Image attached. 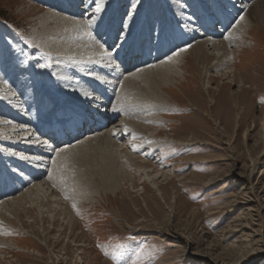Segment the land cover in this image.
I'll return each instance as SVG.
<instances>
[{"label": "rangeland", "instance_id": "374dc122", "mask_svg": "<svg viewBox=\"0 0 264 264\" xmlns=\"http://www.w3.org/2000/svg\"><path fill=\"white\" fill-rule=\"evenodd\" d=\"M89 1H78L80 8H84L81 15L83 21L88 20L87 25L106 14L104 21L107 26L104 27L109 28L118 11L123 12L118 15L123 18L124 26L118 31L113 47H110L115 52L121 43L124 45V35L127 34L130 39L123 59L131 55L128 51L134 46L133 32L126 31V23L134 22L131 30L142 32L146 20L151 18L150 25L154 30L151 40L156 42L158 34L170 22L173 21L169 28L171 34L176 27L188 26L184 23V17L176 14L177 5L183 14L198 21L203 16L196 15V12L209 2L103 0L100 11L96 12L93 1ZM130 3L136 6L130 8ZM153 6L159 11L155 12ZM49 11L57 13L55 8L42 0H0V71L5 74L0 78V83L8 89L13 82L11 73L18 64L31 73L33 85L30 86L33 91L41 92L44 88L56 90L57 66L54 59L58 58V54L49 49L44 39L35 35L40 28L42 15ZM130 12L129 18L126 14ZM248 15L255 28L247 47L252 52L241 57L238 73L242 79L247 78L256 82L255 85L262 86L253 78L256 71L250 70L247 65L250 59L264 68V0L256 4ZM92 27L89 31L94 33ZM105 38L106 33L102 32L95 39L94 47H97L98 41H106ZM105 44L110 46L108 42ZM186 45L181 49L190 47L189 42ZM231 49L236 50L235 47ZM176 53L178 50L170 48L165 52V59L173 58L172 55L176 56ZM9 56H12L13 64L7 66L5 62ZM120 63L123 65L126 61ZM38 64L49 66L41 68ZM143 66H133L130 72L125 73L126 76L116 81L110 94L113 103H117L115 99L120 96L122 82L128 75L154 65ZM7 67L10 71L8 75ZM190 71L188 75L193 76L194 71ZM209 76H216V73L206 76L204 71V82L198 87L180 77L175 84L161 86L171 96L169 110L148 113L145 112L144 102L131 104L137 114L149 117L143 123L152 131L156 129V132L148 138L139 136L136 144L131 137H125L123 143L130 152L132 150L131 153L154 165L166 176L159 184L161 191L144 182V176L136 175L135 189L127 183L115 194L102 190L94 195L88 191L82 192L78 194V200L70 204L71 227L67 224L69 217L64 219V216L58 215V209L51 207L43 211L44 217L37 207L26 214L10 213L7 220L1 222L0 264H264V126H261L264 119V87L262 90L250 89V93L242 96L248 110L246 116L237 117L234 105L228 103L227 99L242 89L240 83L230 85L229 81L218 77L208 84ZM81 78L82 75L76 77L78 81ZM223 84H229V87L218 98L221 103L223 101L222 106L210 109L214 99H211L209 92H215ZM245 84L249 85L248 82ZM156 88L159 90V83ZM16 89L19 93V89ZM36 96L35 93L31 103L43 104L48 101ZM21 99L26 105L25 97ZM193 103L202 104L204 111L194 110ZM227 107L230 110L229 118ZM110 110L111 106L108 112ZM52 111L49 109L47 112L48 118ZM116 112L120 117L114 124L120 120L123 110L118 106ZM137 116L130 115L129 120L135 121ZM226 120H229L230 126ZM15 125H21L20 121H13L12 126ZM138 144L143 146L140 152L137 150ZM57 148L60 150L61 147ZM53 150L45 155V167L59 152ZM255 166H259L256 171ZM78 169L79 166L75 165L72 175ZM45 172H48L46 168ZM10 181L14 182L11 178ZM14 195L3 197L0 204ZM155 197L157 199L154 201ZM4 239L5 242L9 241L8 245L4 244Z\"/></svg>", "mask_w": 264, "mask_h": 264}, {"label": "bare ground", "instance_id": "6f19581e", "mask_svg": "<svg viewBox=\"0 0 264 264\" xmlns=\"http://www.w3.org/2000/svg\"><path fill=\"white\" fill-rule=\"evenodd\" d=\"M42 1L55 8L57 13L49 11L42 15L40 28L35 35L44 39L49 49L58 54V58L54 59L57 66L55 78L58 83L54 87L55 91L44 88L41 92H35L31 87L33 85L31 73L19 67L17 63L16 70L11 73L13 85L10 83L8 89L6 85L0 83V199L16 194L0 204V236L3 232L1 222L7 220L10 213L26 214L35 207L41 216L46 208L58 209V215L64 216V219L69 217L67 224L71 227L73 220L70 217V204L78 200V194L88 191L94 195L99 190L115 194L127 183L135 189L136 175L144 176V182L160 190L159 184L166 176L154 165L131 153L132 150L130 152L127 149L129 147L123 143V139L125 137L133 139V134L148 138L156 132V129L152 131L143 123L149 117L137 114L136 108L131 104L144 102L145 112L148 113L169 110L171 96L162 89L164 85L175 84L180 77L196 87L201 86L204 82V71L206 76L212 72L216 73V76H209L208 84L216 81L218 77L229 81L230 85L240 83L242 89L227 99L228 103L234 105L237 117L246 116L248 110L242 96L250 93V89L262 90L264 87V68L256 65L255 61L248 59L247 66L250 70L256 71L253 78L257 83L261 82L262 86L255 85L256 82L247 78L242 79L238 73L241 57L252 52L247 47L251 32L255 31V28L248 14L261 0H209L208 5H204L196 12V15L203 16L198 21L183 14L175 3L178 8L176 14L180 18L184 17V23L188 26L176 27V30H179L171 34L169 28L173 24L172 21L158 34L156 42L151 40L154 33L151 18L146 20L147 24L142 32L131 30L134 22L126 23V31L133 32L134 46L130 49L134 50H129L128 54L131 55H127L125 59L123 54L130 39L127 34L124 35L126 36V40L123 39L124 45L120 44L122 47L117 48L115 52L113 48L110 50L114 45L113 41L117 39L118 31L124 26L123 18L118 15L122 14V11H118L108 28L104 27L107 26L104 21L106 14L91 21V25L90 23L87 25L88 20H82L81 13L84 8H80L79 0ZM153 9L155 12L159 11L156 6H153ZM186 13L189 14L188 11ZM240 16L243 20H240ZM106 18L108 19V16ZM90 27L94 33L89 31ZM102 32L106 33V41H98L97 47H94L95 39L99 38ZM106 42L110 46H107ZM187 42L190 47L181 49ZM102 43L105 46L101 47ZM231 47H235L236 50H230ZM170 48L178 50V54L172 55L171 59H165L167 56L165 52ZM105 51L110 55L105 56ZM119 58L121 61L118 62ZM163 59V62L156 63ZM125 61L126 63L121 65L120 62ZM179 62L184 64L179 65ZM150 63L154 66L126 77L122 82L120 96L114 98L117 103H113L110 94L116 81L126 76L125 73L130 72L133 66L140 68ZM5 64L7 66L13 64L12 56L6 57ZM191 69L194 71L193 76L188 75ZM9 72L7 67L6 75ZM80 75L82 78L78 81L76 77L79 78ZM3 76L5 74L0 71V78ZM247 82L248 86L245 84ZM157 83L159 90L156 88ZM228 87L229 84H223L215 92H209L211 99H214L210 109L222 106L223 101L221 103L218 98ZM16 88L19 89L20 95ZM35 93L37 98L48 101L43 104L31 103L30 100ZM21 94L25 97L24 101H27L26 105L21 102ZM39 102L42 103L40 100ZM110 106L111 110L108 112ZM118 106L123 113L120 120L114 124L120 117L114 110ZM193 106L196 111H204L202 104L193 103ZM49 109L53 111L48 118ZM226 109L229 113L228 107ZM130 115L138 116L132 121L129 120ZM157 117L159 118L158 115ZM16 120H19L21 125L12 126V122ZM226 122L229 125V120ZM261 126H264V119ZM85 130H88V133H84ZM44 138L46 140H43ZM80 139L82 141H79ZM65 140L68 141L61 143ZM133 142L136 144V139H133ZM58 143H61L60 150L57 148ZM142 147L139 145L137 150L140 152ZM50 148L59 152L53 160L48 161V167H45V155H48L50 150L54 151ZM75 165H78L79 169L72 175ZM45 168L48 172H45ZM258 168L259 166H255L254 170ZM156 199L157 197L154 201ZM7 243L9 244V241L5 242L4 239V244Z\"/></svg>", "mask_w": 264, "mask_h": 264}, {"label": "snow or ice", "instance_id": "6c2138e0", "mask_svg": "<svg viewBox=\"0 0 264 264\" xmlns=\"http://www.w3.org/2000/svg\"><path fill=\"white\" fill-rule=\"evenodd\" d=\"M139 2V0H137V3ZM93 3H94V5H95V11L96 12H99L100 11V7H101V4L103 3V0H93ZM136 5L135 4H131L130 3V8H134ZM126 16L127 17H131V12L130 13H127L126 14ZM240 20H243V17L241 16L240 17ZM227 38V37H226ZM101 47H103V45H101ZM105 56H109L110 55V53L108 52V51H105ZM178 54V53H177ZM169 59H171V58H169ZM27 61H24V63H26ZM38 67H41V68H44V67H48L49 65H45V64H38L37 65ZM15 93H13V95H14ZM85 95H90V94H88V93H85ZM114 110H116V109H114ZM138 137L135 135V134H133V139L135 140V139H137ZM67 198V197H66ZM73 207L75 208L76 206H75V204H73Z\"/></svg>", "mask_w": 264, "mask_h": 264}]
</instances>
